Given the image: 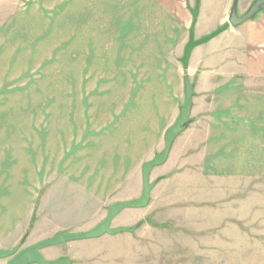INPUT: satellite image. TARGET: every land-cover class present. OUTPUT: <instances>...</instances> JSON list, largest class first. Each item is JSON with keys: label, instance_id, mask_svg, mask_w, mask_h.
<instances>
[{"label": "rangeland", "instance_id": "1", "mask_svg": "<svg viewBox=\"0 0 264 264\" xmlns=\"http://www.w3.org/2000/svg\"><path fill=\"white\" fill-rule=\"evenodd\" d=\"M234 1L11 0L0 3V15L11 14L7 21L0 19V137L17 150L18 162L27 154L34 163L39 177L32 183L36 204L53 188L44 206L61 214L67 210L70 191L71 196H81L79 189H82L88 198L102 199L101 203L92 200L87 203L96 209L94 217L89 218L97 222V228L107 219L113 205L127 203L126 200L135 197L136 177L110 182L109 175L141 174V165L164 151V135L157 138L154 150L151 144L138 148L130 137L128 156L117 158L116 165L109 161L111 157H105L109 141L121 135L117 133L121 126L130 131L147 114L150 122L153 117L149 115L150 107L175 105L173 99L181 92H176L173 77L182 83L188 77L191 82L190 69L185 71L180 61L189 43L194 21L192 11L197 8L199 11L195 39L200 40L229 22ZM255 1L239 0L238 15L243 16ZM184 101L185 94L181 107ZM174 116L171 114V118ZM177 119L164 125L163 130L167 132ZM105 160L109 161V171L103 165ZM110 165H113L111 169ZM165 167L154 168L150 178ZM82 175L87 179L79 187L72 180L83 178ZM133 211L136 210L122 211L111 226L120 215ZM33 216L37 220L36 213ZM148 222L158 228L165 226ZM171 224L180 228V223ZM176 232L184 238V228ZM124 236L123 232L80 243L98 251L95 256L98 262L105 264L104 260H108V264H116V258L124 256L121 239ZM27 246L32 245L25 239L18 247L21 251ZM65 247L68 244L57 248L69 251ZM176 248L178 254L173 263L145 261L142 264H200L184 260V247ZM55 249L49 247L43 251L56 257L59 253ZM80 254L81 258L89 255L84 250ZM8 261L0 260V264Z\"/></svg>", "mask_w": 264, "mask_h": 264}, {"label": "crops", "instance_id": "2", "mask_svg": "<svg viewBox=\"0 0 264 264\" xmlns=\"http://www.w3.org/2000/svg\"><path fill=\"white\" fill-rule=\"evenodd\" d=\"M10 16L3 13L0 19L7 21ZM189 69L195 89L192 123L174 142L164 164L167 167L150 178L156 185L149 206L123 213L112 226L135 227L134 232H124L126 236L121 237L124 256L117 257L115 263H173L176 247L183 246L184 260L190 262L264 264V12L196 48ZM173 83L176 92H181L173 99L175 105L150 107V122L147 114L130 131L121 126L117 132L121 135L109 141L105 157H111L114 165L117 158H127L130 137L138 148L151 144L152 150L159 136L165 138L164 125L180 116L185 94V78L182 83L175 76ZM171 114L175 116L171 118ZM16 154L0 137V253L19 248L25 239L34 246L60 233H83L96 227L97 222L89 218L96 209L87 203H101V198L90 199L82 189L81 196H71L70 191L67 210L56 214L44 206L50 188L36 204L32 183L39 179L37 170L30 156L25 154L18 162ZM109 161L103 164L106 171ZM144 165L139 175H109L110 182L138 179L136 195L127 203L143 195ZM82 176L72 180L79 187L87 179ZM150 220L165 226L155 227ZM172 222L184 228V238L178 237L180 228ZM78 243L65 247L73 256L57 247L56 257L43 252L51 261L68 257L73 264H103L95 258L98 251ZM83 250L89 253L85 258L80 256Z\"/></svg>", "mask_w": 264, "mask_h": 264}, {"label": "water", "instance_id": "3", "mask_svg": "<svg viewBox=\"0 0 264 264\" xmlns=\"http://www.w3.org/2000/svg\"><path fill=\"white\" fill-rule=\"evenodd\" d=\"M239 0H235L229 15V22L214 33L200 40L195 39V28L198 20V8L192 11L194 21L190 30L189 43L185 48V53L181 59V64L185 71L189 69V62L193 51L212 41L214 38L227 31L230 27H239L247 21L253 20L256 16L264 10V0H256L248 11L243 15H238ZM195 94L194 85L189 78H185V101L180 109V116L176 123L166 132L165 135V149L157 155L152 161L146 163L143 167V195L140 200L129 203H118L113 205L109 210L107 219L97 228L84 232L65 235L60 233L53 237L35 244L29 248L20 251L19 248L13 251L0 253V260L9 259L7 264H72L67 258H61L54 261H48L44 258L42 251L49 247H58L70 242L83 241L89 239H98L105 235H116L123 232H134L135 228L126 229H112V221L125 209H144L149 206L151 201V192L155 187V183H151L150 176L154 168L163 166L168 161L172 147L176 139L184 133L192 123L191 113L193 107V98Z\"/></svg>", "mask_w": 264, "mask_h": 264}]
</instances>
